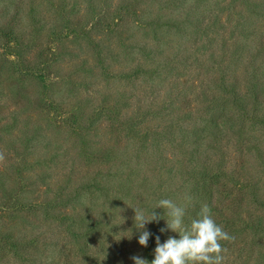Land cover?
Returning <instances> with one entry per match:
<instances>
[{"label":"trees","instance_id":"obj_1","mask_svg":"<svg viewBox=\"0 0 264 264\" xmlns=\"http://www.w3.org/2000/svg\"><path fill=\"white\" fill-rule=\"evenodd\" d=\"M0 50V264H151L185 197L264 264V0H0Z\"/></svg>","mask_w":264,"mask_h":264},{"label":"clouds","instance_id":"obj_2","mask_svg":"<svg viewBox=\"0 0 264 264\" xmlns=\"http://www.w3.org/2000/svg\"><path fill=\"white\" fill-rule=\"evenodd\" d=\"M0 154V160H3ZM184 205H177L170 199H161L149 214L140 208H134V222L138 230L145 229V225L152 221H159L154 209L162 208L164 216H167L166 228L161 232L171 230L178 233L179 238L169 237L164 243L156 237L155 258L151 264H224L227 249L222 242H231L234 237L229 235L213 218L212 211L207 204L200 208L197 218L185 224L187 205L191 203V197H185ZM151 233L144 230L139 235L138 243L147 247ZM134 264H149L139 256L132 257Z\"/></svg>","mask_w":264,"mask_h":264},{"label":"rangeland","instance_id":"obj_3","mask_svg":"<svg viewBox=\"0 0 264 264\" xmlns=\"http://www.w3.org/2000/svg\"><path fill=\"white\" fill-rule=\"evenodd\" d=\"M9 9L11 10L12 9V7H9ZM50 17L49 18H51L52 17V14L49 12V14H48ZM47 19H48V17H47ZM52 44L51 43H48V41H46V40H43L42 41V43H41V50H42V53H45V54H49V50H51V48H52ZM0 53H2V50H0ZM5 57L7 58V59H9V60H13V58H11L10 56H8V55H5Z\"/></svg>","mask_w":264,"mask_h":264}]
</instances>
